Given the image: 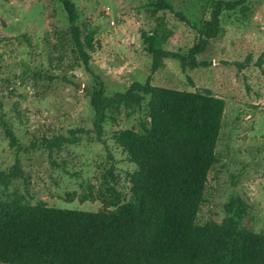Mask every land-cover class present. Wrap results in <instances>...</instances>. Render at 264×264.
<instances>
[{
  "label": "rangeland",
  "instance_id": "rangeland-1",
  "mask_svg": "<svg viewBox=\"0 0 264 264\" xmlns=\"http://www.w3.org/2000/svg\"><path fill=\"white\" fill-rule=\"evenodd\" d=\"M72 1L78 22L94 24L95 37L100 40V47L91 53L90 71L76 63L68 44L64 52L67 64L56 65V30L68 26L58 1L0 0V171L7 170L15 158L3 120L20 144H37L33 150L18 153L23 178L0 186V197L23 196L31 203L41 200L60 208L97 210L99 201L68 202L64 196L78 191L81 182L96 185L101 174L112 168L117 188L129 199L126 172L134 165L112 133L147 125V98L131 115L122 112L115 122L107 120L102 139L97 140L89 131L93 110L86 88L96 85L94 75L102 80L106 95L124 91L133 81H145L151 57L144 50L141 31L164 29L163 46L181 52L196 41L197 32L167 11L153 14L155 0ZM168 1L196 27L208 20L209 0ZM248 5L250 12L245 17L237 11L222 12L224 32L209 39L206 51L196 56L198 66L182 70L178 60L165 58L163 66L152 73L151 83L205 91L224 100L217 160L208 172L196 221L220 223L227 215L225 205L239 198L245 212L235 218L238 225L264 232V0H249ZM248 57V65L240 69L238 64H246ZM259 58L260 67L253 63ZM37 71L65 74L66 79L50 81L36 76ZM75 127L87 131L77 143L56 151L60 165H52L41 139L67 135Z\"/></svg>",
  "mask_w": 264,
  "mask_h": 264
},
{
  "label": "trees",
  "instance_id": "trees-1",
  "mask_svg": "<svg viewBox=\"0 0 264 264\" xmlns=\"http://www.w3.org/2000/svg\"><path fill=\"white\" fill-rule=\"evenodd\" d=\"M66 14L68 26L56 30V65L66 63L68 44L72 57L90 71L91 53L100 47L96 26L78 22L72 0H56ZM249 0H209L210 11L204 25L196 27L168 0H155L151 12L167 11L197 32L196 41L186 52L166 49L164 29L141 31L144 50L150 55V73L144 82L133 81L124 91L106 95L102 80L86 88L93 110L91 131L102 139L107 120L115 122L138 110L147 98V125L140 130L120 128L112 133L114 142L125 152L134 168L126 172L129 199L117 188L112 168L96 185L79 183V190L67 192L64 200L99 201L97 210L60 208L44 201L31 203L23 196L0 197V263L4 264H264V232L239 226L235 218L245 212L239 198L226 205L220 223H198L196 214L211 166L216 162L215 147L221 128L224 100L205 91L158 86L151 75L165 58L176 59L182 70L198 66L196 56L206 51L209 39L219 37L224 28L220 16L237 11L250 12ZM168 31V30H167ZM169 32V31H168ZM239 63L240 69L248 65ZM261 66V58L253 62ZM67 64V63H66ZM69 67H72L68 63ZM59 68V67H57ZM47 80L66 79L65 74L35 73ZM8 144L14 149V163L0 171V186L23 178L19 152L37 144L22 145L4 120L1 122ZM85 129L75 127L67 135L43 137L40 145L49 161L64 145L79 141Z\"/></svg>",
  "mask_w": 264,
  "mask_h": 264
}]
</instances>
